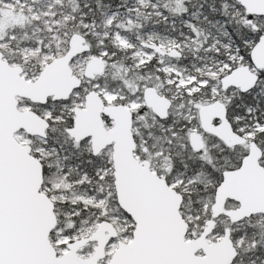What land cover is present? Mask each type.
I'll list each match as a JSON object with an SVG mask.
<instances>
[{"label": "snow or ice", "instance_id": "obj_1", "mask_svg": "<svg viewBox=\"0 0 264 264\" xmlns=\"http://www.w3.org/2000/svg\"><path fill=\"white\" fill-rule=\"evenodd\" d=\"M0 264H264V0H0Z\"/></svg>", "mask_w": 264, "mask_h": 264}]
</instances>
